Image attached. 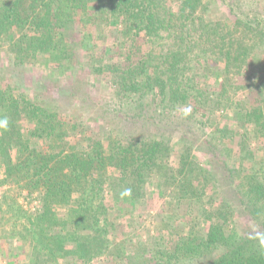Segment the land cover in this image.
I'll return each mask as SVG.
<instances>
[{"label":"trees","instance_id":"1","mask_svg":"<svg viewBox=\"0 0 264 264\" xmlns=\"http://www.w3.org/2000/svg\"><path fill=\"white\" fill-rule=\"evenodd\" d=\"M237 1L0 0V70L60 79L42 95L0 80V216L17 228L0 258L135 264L128 230L148 216L159 226L139 239L138 264H264V15ZM102 89L128 111L175 118L166 131L188 141L178 159L165 160L174 140L100 124L90 98ZM37 196L44 209L20 222L18 201Z\"/></svg>","mask_w":264,"mask_h":264},{"label":"rangeland","instance_id":"2","mask_svg":"<svg viewBox=\"0 0 264 264\" xmlns=\"http://www.w3.org/2000/svg\"><path fill=\"white\" fill-rule=\"evenodd\" d=\"M239 8L243 9H248L251 11V13H260L261 16L264 15V0H238L237 1ZM241 10V11H242ZM71 29L72 31V39L74 41H77V37L79 34H81V30L79 29L78 25H75L73 27V25H71ZM83 40V37H82ZM87 48L90 46H93L94 44H96L95 39H87L86 43ZM78 48V47H77ZM82 51L83 48H82ZM2 59L5 60V55L4 53H2ZM2 61V60H0ZM38 68V65L30 67V68H24V69H19V70H10V71H6V70H0V80L2 82H9L12 85H16L22 89H26V90H30L32 92H35L36 94H40L42 95L49 87H53L56 86L58 84V82L60 81V79H58V77L55 75V71L52 69L51 72L50 71H40ZM76 78L72 79V85L74 87H79L78 85H76ZM0 81V82H1ZM69 82V79H66V82ZM85 83V82H84ZM28 88H27V87ZM82 86V85H81ZM85 90V87H82ZM88 88V86H87ZM93 96H91L90 98V103H93L94 106L96 107L97 110H95V107H92L96 112L98 111L99 114L98 116L103 120H99L100 124H103L104 126H108V127H112L111 129L115 130V132H128V133H135V136L137 137H151V138H160L162 139V137L168 138V141H175L174 145L172 146L173 148V153L169 154L167 156V158L165 159L168 162H174L176 159H178V155L180 153V151L185 148V146L187 145V140L184 139V136L179 135L177 132H174L172 130L170 131H166L165 127L167 128V126L170 125H176L173 124L174 121H177L175 118H171L172 121L168 120L169 122L166 121V119H162V117L160 116L159 112H153L151 114H147L146 112H139V113H134L131 110H127L126 107H124V105L122 103H119L118 100H116L113 97V94L111 92H109L107 89H102L100 92L96 93L92 91ZM86 98V96H84ZM122 104V105H121ZM146 105V104H145ZM146 107V106H145ZM93 110V111H94ZM152 112V111H151ZM140 113H142L140 115ZM223 113L226 112H218L217 113V117L213 120H217L220 121L219 118L220 116L225 117V115ZM146 115H149L151 121L149 124L144 123V118L146 117ZM144 117V118H143ZM132 118H137L136 122L132 121ZM97 121V120H96ZM202 123H204L203 119H201ZM194 122L197 123L196 125V129H193V133L196 135L195 138H197L198 140L204 141L208 136H210V134H208L210 130L209 126L207 124H205V126H202L198 120H195ZM173 127V126H171ZM200 129V130H199ZM183 140V141H182ZM184 147H182L183 145ZM203 144V143H202ZM215 141L212 142L211 145H214ZM209 144H203V148L205 147V151L211 154V151L208 150H212V148H210L208 146ZM207 156L205 155V158ZM204 160V158L202 159V161ZM262 163L261 162H255L254 163V167L258 169L262 168V166H260ZM175 166V164H174ZM253 167V168H254ZM1 198V197H0ZM158 199V198H156ZM163 202L161 201L159 203V201H154V202H150V207H148V212L150 213V216L155 215L156 213H161L159 212L158 209L161 210V208L163 207ZM18 206L22 207V210L24 211V218L20 219L21 221H24L25 219H30V216H32L34 213H37L41 208L44 209V201L42 198H38L37 197H27L26 199L22 198L18 201ZM180 204V205H179ZM158 205V208H157ZM177 212L179 213V215H185L186 211H187V205L185 202H180L177 204ZM123 218H121L122 220ZM125 221V219H123ZM122 220V221H123ZM15 218L9 219V221L7 219H2L0 216V241L2 236L5 235H9L11 233L12 230H16V224H15ZM139 224L135 223V227L136 228H130V230H128L129 232L132 231V239L133 241V247H135L136 249V255L134 257V262L135 264L140 263L139 260V256L143 257L145 256L143 254V247L140 244L139 239L141 238V236L143 237L142 241H144L145 239H147V241H152L151 239H148V228H151V233H155V227L159 226L156 224H153V219L151 217H143L141 219H139ZM148 229V230H147ZM54 232H56V230H50L49 229V235H54ZM134 236V237H133ZM139 241V242H137ZM143 259V258H142ZM96 262V263H95ZM93 263H89V264H103L102 260H98L95 261ZM60 263L62 264V261H60ZM0 264H7V261L3 260L2 258H0ZM70 264V263H69Z\"/></svg>","mask_w":264,"mask_h":264},{"label":"clouds","instance_id":"3","mask_svg":"<svg viewBox=\"0 0 264 264\" xmlns=\"http://www.w3.org/2000/svg\"><path fill=\"white\" fill-rule=\"evenodd\" d=\"M8 125H9V120L7 117L0 118V130H7ZM130 192H131L130 189H126L124 192L121 193V195L122 196L130 195ZM256 239L259 241V244L261 245L262 249H264V233L257 232Z\"/></svg>","mask_w":264,"mask_h":264}]
</instances>
